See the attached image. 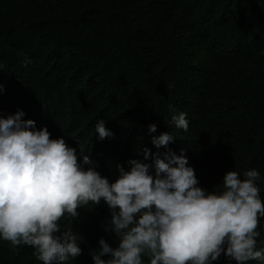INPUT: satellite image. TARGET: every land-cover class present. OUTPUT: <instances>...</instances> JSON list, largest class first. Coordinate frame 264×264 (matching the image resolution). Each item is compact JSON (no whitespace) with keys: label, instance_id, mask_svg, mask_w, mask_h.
I'll return each mask as SVG.
<instances>
[{"label":"trees","instance_id":"obj_1","mask_svg":"<svg viewBox=\"0 0 264 264\" xmlns=\"http://www.w3.org/2000/svg\"><path fill=\"white\" fill-rule=\"evenodd\" d=\"M18 109L110 179L144 147L183 149L208 190L230 169H257L264 203V0H0V115ZM173 110L188 131L169 125ZM100 119L112 137L97 138ZM161 132L176 139L157 149ZM78 211L82 254L68 264H92L99 238L114 246L109 210ZM257 230L264 247V218ZM33 252L0 240V264H42Z\"/></svg>","mask_w":264,"mask_h":264},{"label":"clouds","instance_id":"obj_2","mask_svg":"<svg viewBox=\"0 0 264 264\" xmlns=\"http://www.w3.org/2000/svg\"><path fill=\"white\" fill-rule=\"evenodd\" d=\"M24 115L19 109L0 115V240L13 248L32 247L42 264L75 261L84 243L72 229L78 210L103 202L109 216L101 226L114 234V246L99 238L89 249L92 264H144V257L148 264H219L222 256L227 264L264 260L257 242L264 218L257 169H230L218 188L208 190L183 149L177 155L144 147L142 158L117 163L110 179L63 135L51 138L46 125L37 128ZM186 117L173 110L169 125L186 132ZM147 128L157 132L155 123ZM95 134L99 140L113 136L103 119ZM175 139L161 132L151 144L160 149Z\"/></svg>","mask_w":264,"mask_h":264}]
</instances>
